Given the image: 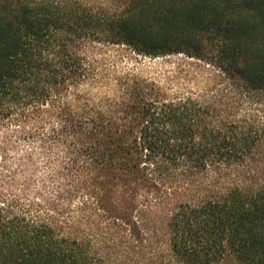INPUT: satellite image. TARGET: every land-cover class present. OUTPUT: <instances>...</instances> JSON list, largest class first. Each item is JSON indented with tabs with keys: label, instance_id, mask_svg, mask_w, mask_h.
Returning <instances> with one entry per match:
<instances>
[{
	"label": "trees",
	"instance_id": "obj_1",
	"mask_svg": "<svg viewBox=\"0 0 264 264\" xmlns=\"http://www.w3.org/2000/svg\"><path fill=\"white\" fill-rule=\"evenodd\" d=\"M0 264H264V0H0Z\"/></svg>",
	"mask_w": 264,
	"mask_h": 264
},
{
	"label": "rangeland",
	"instance_id": "obj_2",
	"mask_svg": "<svg viewBox=\"0 0 264 264\" xmlns=\"http://www.w3.org/2000/svg\"><path fill=\"white\" fill-rule=\"evenodd\" d=\"M97 55L107 62L116 61L118 66L111 70H124L126 68H136L143 76L155 78L159 81H164L167 77L176 72L190 70L189 67L183 64V56H166L157 58H143L131 55L128 50L122 47L115 46H99L96 50ZM194 62V61H188ZM192 71V70H190ZM193 75V74H192ZM176 89H182L186 92H195L200 89L195 83L180 82L175 84Z\"/></svg>",
	"mask_w": 264,
	"mask_h": 264
}]
</instances>
